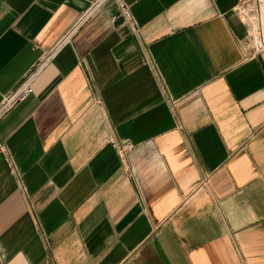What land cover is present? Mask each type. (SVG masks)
<instances>
[{"label":"crops","instance_id":"obj_1","mask_svg":"<svg viewBox=\"0 0 264 264\" xmlns=\"http://www.w3.org/2000/svg\"><path fill=\"white\" fill-rule=\"evenodd\" d=\"M241 2L0 0V264H264Z\"/></svg>","mask_w":264,"mask_h":264},{"label":"rangeland","instance_id":"obj_2","mask_svg":"<svg viewBox=\"0 0 264 264\" xmlns=\"http://www.w3.org/2000/svg\"><path fill=\"white\" fill-rule=\"evenodd\" d=\"M238 12L250 25L252 50L264 52V0H242Z\"/></svg>","mask_w":264,"mask_h":264},{"label":"built area","instance_id":"obj_3","mask_svg":"<svg viewBox=\"0 0 264 264\" xmlns=\"http://www.w3.org/2000/svg\"><path fill=\"white\" fill-rule=\"evenodd\" d=\"M103 2H105V0H92L91 9L101 5ZM120 8H121V12L124 14V16L128 20H132V14L124 2L120 3ZM31 91H32V88L29 84L22 85L17 91L12 93L11 95H8L5 98L4 102L2 103V105L0 107V113L2 111H5L10 106H12L16 101L26 97ZM119 147L121 150L131 151L134 149L135 144L131 141L126 140V141H123Z\"/></svg>","mask_w":264,"mask_h":264}]
</instances>
